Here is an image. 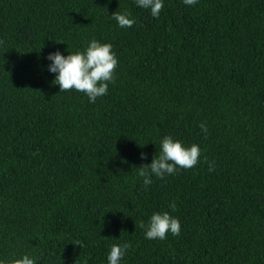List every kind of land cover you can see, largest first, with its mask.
Segmentation results:
<instances>
[{"label":"trees","instance_id":"16d2710c","mask_svg":"<svg viewBox=\"0 0 264 264\" xmlns=\"http://www.w3.org/2000/svg\"><path fill=\"white\" fill-rule=\"evenodd\" d=\"M163 4L0 0V261L108 264L129 242L120 264H264V0ZM93 39L119 61L95 103L60 92L47 59ZM165 136L199 163L145 187ZM164 212L180 235L147 239Z\"/></svg>","mask_w":264,"mask_h":264},{"label":"clouds","instance_id":"9594fccd","mask_svg":"<svg viewBox=\"0 0 264 264\" xmlns=\"http://www.w3.org/2000/svg\"><path fill=\"white\" fill-rule=\"evenodd\" d=\"M135 3L144 9H150L154 18H158L164 8L163 0H135ZM183 3L194 6L198 0H183ZM111 17L121 28H131L135 23L127 12L123 14L115 12ZM47 59L52 61L48 70L57 73L53 83L59 85L60 92L84 93L91 103H95L98 97L108 93L109 83L114 82V74L119 63L112 45L95 39L88 44L85 51L70 53L66 57L57 51L50 53ZM199 127L206 137L207 125L202 122ZM200 156L201 149L198 145L185 147L182 142L173 140L171 136H165L161 141L159 156H155L150 164L138 167V175L144 178L143 183L147 187L152 183L150 178L152 174L163 179L166 175L175 174L178 168L192 169L199 163ZM146 158L147 154L141 153V159ZM209 170L213 168L210 167ZM170 207L175 209V202ZM140 227L145 229V237L149 240H165L169 232L173 236H178L181 231L179 219L170 216L168 212L154 213L149 223L145 225L141 221ZM76 245L83 247L80 242ZM131 247L129 242L122 245L113 244L107 256L108 264H120ZM0 264L5 262L0 261ZM7 264H36V261L24 255L22 258L8 261Z\"/></svg>","mask_w":264,"mask_h":264}]
</instances>
